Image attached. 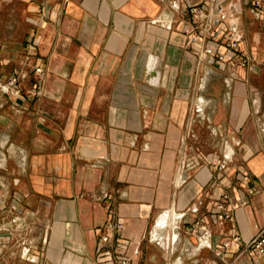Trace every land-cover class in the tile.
Wrapping results in <instances>:
<instances>
[{"label":"crops","instance_id":"0c3cea01","mask_svg":"<svg viewBox=\"0 0 264 264\" xmlns=\"http://www.w3.org/2000/svg\"><path fill=\"white\" fill-rule=\"evenodd\" d=\"M13 74L0 264H264L237 255L264 225V8L0 0V82Z\"/></svg>","mask_w":264,"mask_h":264},{"label":"built area","instance_id":"2783aa9c","mask_svg":"<svg viewBox=\"0 0 264 264\" xmlns=\"http://www.w3.org/2000/svg\"><path fill=\"white\" fill-rule=\"evenodd\" d=\"M251 1L257 9L264 8L263 0H251ZM189 10L195 18H197L202 13V7L198 5L190 6ZM218 13L221 14V7L218 8ZM212 34H215L214 30H212ZM238 41H239L238 37L234 36L233 34H229L228 43L230 47L236 48L238 46ZM223 57H224L223 54L218 55L219 59H222ZM238 61H239L238 63H240L241 65H245L248 61V57L246 55H243L242 57H239ZM34 71L40 72L41 68L35 67ZM17 82H18V77L17 75L13 74L7 78L5 83L0 82V87L3 88L4 90L7 91L9 90L13 94H19L20 89L17 86ZM215 215L218 219H225L228 217V212L224 210L222 203L216 204ZM177 216H181V215H177ZM169 217H170L169 212L163 211L158 218V224L160 226H165L168 222ZM107 227L118 231L121 228V224L120 223H115L113 225L108 224ZM108 238L109 236L107 234H103L101 236V242L107 243ZM234 239H238V237L235 236ZM229 243H230L229 239H224L222 241V246L226 247L228 246ZM106 252L107 254H110V251L106 250ZM240 254H244L250 258L264 255V225L252 236V238L248 242H246L241 246V248L238 250L237 255ZM131 260H132L131 255H128L126 253H120L110 256V258L107 260L105 264H131ZM227 264H232V262Z\"/></svg>","mask_w":264,"mask_h":264},{"label":"bare ground","instance_id":"6f19581e","mask_svg":"<svg viewBox=\"0 0 264 264\" xmlns=\"http://www.w3.org/2000/svg\"><path fill=\"white\" fill-rule=\"evenodd\" d=\"M170 214V213H169ZM174 218V217H173ZM157 227H159V226H157Z\"/></svg>","mask_w":264,"mask_h":264}]
</instances>
